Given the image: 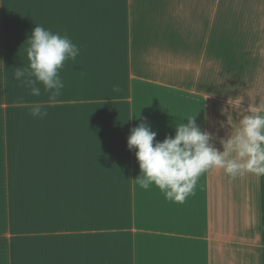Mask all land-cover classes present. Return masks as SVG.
I'll list each match as a JSON object with an SVG mask.
<instances>
[{
  "label": "crops",
  "instance_id": "1",
  "mask_svg": "<svg viewBox=\"0 0 264 264\" xmlns=\"http://www.w3.org/2000/svg\"><path fill=\"white\" fill-rule=\"evenodd\" d=\"M36 24L79 48L55 103L13 79ZM21 96L48 115L32 117ZM239 99L264 107V0H0V134L13 154L27 148L17 130L33 135V192L22 189L34 205L33 264H264V176L213 167L177 203L140 187L127 147L141 122L162 141L195 115L222 150L239 119L228 101ZM18 167L7 168L10 186L29 187ZM9 200L8 240L25 229L22 199Z\"/></svg>",
  "mask_w": 264,
  "mask_h": 264
},
{
  "label": "clouds",
  "instance_id": "2",
  "mask_svg": "<svg viewBox=\"0 0 264 264\" xmlns=\"http://www.w3.org/2000/svg\"><path fill=\"white\" fill-rule=\"evenodd\" d=\"M26 40L28 64L13 70V79L20 81L31 96L48 93V101L55 103L65 86L59 70L66 60L76 59L79 48L67 34L55 33L40 24ZM113 90L119 91V86L114 85ZM242 100L228 101L239 119L235 131L220 140L222 150L210 143L214 137L201 130L195 115L186 117L187 123L175 124L174 135H166L162 141L155 139L156 132L146 122L130 129L127 147L135 149L140 187L147 190L155 185L166 199L184 203L195 194L199 177L210 168L223 169L232 178L244 172L264 176V107H242ZM17 101L34 118L48 115L44 103L29 104L23 96Z\"/></svg>",
  "mask_w": 264,
  "mask_h": 264
},
{
  "label": "rangeland",
  "instance_id": "3",
  "mask_svg": "<svg viewBox=\"0 0 264 264\" xmlns=\"http://www.w3.org/2000/svg\"><path fill=\"white\" fill-rule=\"evenodd\" d=\"M2 127V126H1ZM7 133H4L3 136L0 134V210L3 209V205L1 204L2 197L10 198L9 202L12 203L15 200V197H20L22 199V203L20 207L17 209L16 215L19 216L16 221V227H20L24 229V234L22 236L13 235L7 239V234H4L5 222L3 221L2 227L0 228V264H33L34 262V205L33 200L28 198L24 194H22V189H27L26 193L32 194L33 192V182H34V156H33V149L28 148L29 143L31 141L32 134L29 135L28 127L26 133L23 131L17 130L14 136L20 135L24 137L25 144H27V148H24V151L18 152L17 154H13V151L16 152V148L13 142H15L12 138L6 137ZM11 137V136H10ZM33 140V139H32ZM20 142V140H18ZM12 146L13 151H9L8 147ZM20 148V144L18 145ZM22 149V148H21ZM12 152V153H11ZM18 164L21 167L18 168H25L24 170L20 171L19 178L21 179L22 185L27 184L29 187H17V184H12L11 182L16 181L14 176V171L11 174L7 171V168H17ZM9 172V174H8ZM8 174V176H7ZM6 181L7 186L10 188L9 194L4 189V185L1 184L2 182ZM18 190V192H17ZM4 193V194H3ZM26 198V199H24ZM11 207L15 208V204L11 205ZM4 218V215H2ZM22 231V230H21Z\"/></svg>",
  "mask_w": 264,
  "mask_h": 264
}]
</instances>
